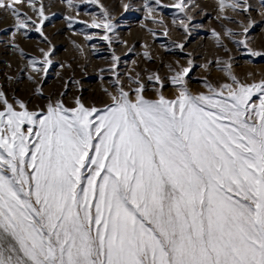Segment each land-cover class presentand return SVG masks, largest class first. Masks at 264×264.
<instances>
[{
	"label": "snow or ice",
	"instance_id": "1",
	"mask_svg": "<svg viewBox=\"0 0 264 264\" xmlns=\"http://www.w3.org/2000/svg\"><path fill=\"white\" fill-rule=\"evenodd\" d=\"M59 3L85 62L56 59L57 0H0L19 59L0 83V264H264V68L236 71L237 53L264 60V0ZM133 12L139 49L119 31ZM99 41L101 95L86 96L76 69Z\"/></svg>",
	"mask_w": 264,
	"mask_h": 264
},
{
	"label": "rangeland",
	"instance_id": "2",
	"mask_svg": "<svg viewBox=\"0 0 264 264\" xmlns=\"http://www.w3.org/2000/svg\"><path fill=\"white\" fill-rule=\"evenodd\" d=\"M104 2L110 3V4H113V3L118 4V0H104ZM201 2L208 5L210 10H211L213 3H214V0H201ZM85 7H86L85 5H83V4L81 5L80 17L82 19H88L89 18L84 14ZM64 10L65 9L63 8V5H61L59 3V0H57L56 7H54L52 9V11H55L58 13L57 18L54 21V26H53V24H49L48 29H47L48 32L52 35L53 42L57 45V48L59 49V51H57V53H56V59L63 61V60H72V58L75 57L76 62H85L84 59L82 57H80V54L75 52V50H74V48H73V46L69 40V37H71L73 39L78 40L80 43H83L84 37L81 36L79 33H76L74 35L71 31L67 30L66 25L64 24L62 17L59 16V13H61ZM94 10H95L94 6H88L87 7V11H94ZM116 11L119 13L122 10L117 6ZM0 15H2V14H0ZM141 15H142L141 13H136V12L125 14L124 19L127 21V24L126 25L122 24L120 29H119L120 35L124 39H127L130 44L134 41L136 42L137 49H139L140 39L146 37V33L143 31V29L139 25V17ZM198 19H200V18L198 17ZM5 23H6V21H4L3 19H0V29H3L5 27ZM203 23L205 25L211 24L214 26V21H209L206 18L203 19ZM129 28L131 29L130 32H129ZM57 29H59L60 31L57 32ZM0 35H3V33H0ZM177 35H178L177 33L172 34L173 38H176ZM253 35L256 37L257 46L264 45V34H262L260 32L259 28L256 30V32ZM203 37H204V33L201 32V35L197 36L196 40L189 47L190 48H196V45L199 42H202L206 45L209 44V41L204 39ZM22 43H23V45L27 51L32 52L34 54H39L37 52V45L39 44V41L35 35H33V38L31 40L23 41ZM40 46H44V45H40ZM98 47L101 48L102 50L99 53H97L96 55H92L89 52L90 62L88 63V66H87L88 75L84 76L83 72H81L79 68L76 69V75L83 80L85 87L87 89H89L88 92H85L86 96H88L89 94H92V93H95L98 96L101 95V93H100V83L101 82L98 78L96 68L103 67V65L106 63V60L101 59V57H107L110 55V53L107 50V45L105 42L99 41ZM116 47H117V50L122 55L126 51V48L124 46L117 45ZM156 47L158 48V45H156ZM196 51L201 52L202 49L196 48ZM131 55L132 54H129V58H131ZM246 59H247L246 56H244L241 53H237L236 71L238 73H240L241 75H243L244 72H246L249 68H252V69L264 68V60H260L259 58H256L254 63L249 65L248 63H246ZM5 60H11L13 62V68L12 69H7V65L4 63ZM18 66H19L18 57L14 54L6 53L3 49V45H0V83H3L5 80L4 73L6 70L10 71L14 74L15 69ZM56 71H64V70H61L58 67L51 70L48 81L44 85L46 92L53 90V89L59 90V88L61 87L62 82L59 81L55 77ZM65 74L68 75V74H70V72L65 73ZM197 74H202L200 69H197L196 72L193 73L194 76ZM213 75L215 76L216 73H213ZM19 87H21L22 89H30L32 87V85H30L27 81H25ZM193 87L198 88L199 84L194 82ZM21 94L22 95L26 94V92L22 91Z\"/></svg>",
	"mask_w": 264,
	"mask_h": 264
}]
</instances>
